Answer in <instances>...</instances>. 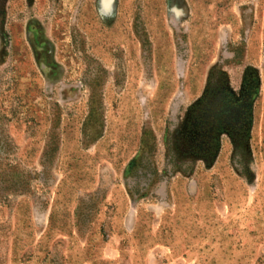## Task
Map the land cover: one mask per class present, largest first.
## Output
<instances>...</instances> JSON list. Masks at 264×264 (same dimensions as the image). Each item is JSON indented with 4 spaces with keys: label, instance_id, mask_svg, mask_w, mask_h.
<instances>
[{
    "label": "rangeland",
    "instance_id": "374dc122",
    "mask_svg": "<svg viewBox=\"0 0 264 264\" xmlns=\"http://www.w3.org/2000/svg\"><path fill=\"white\" fill-rule=\"evenodd\" d=\"M0 264H264V0H0Z\"/></svg>",
    "mask_w": 264,
    "mask_h": 264
},
{
    "label": "trees",
    "instance_id": "16d2710c",
    "mask_svg": "<svg viewBox=\"0 0 264 264\" xmlns=\"http://www.w3.org/2000/svg\"><path fill=\"white\" fill-rule=\"evenodd\" d=\"M193 116L195 117V126H193V128L191 129V132L195 130L193 133L194 136L199 137L198 139L203 143L209 141V139L212 140L210 141L208 146L211 145L212 147H215V139L217 133L216 125L218 124L219 120L222 122L224 121V119L226 118L225 114L220 113L219 106L215 104L211 106L209 104H203L195 111ZM229 132L237 142L240 136L243 137V131H237V133H235L234 129H231V131ZM201 145L204 146V144Z\"/></svg>",
    "mask_w": 264,
    "mask_h": 264
},
{
    "label": "flooded vegetation",
    "instance_id": "af4514ba",
    "mask_svg": "<svg viewBox=\"0 0 264 264\" xmlns=\"http://www.w3.org/2000/svg\"><path fill=\"white\" fill-rule=\"evenodd\" d=\"M206 102V101H205ZM203 104H206L207 105V103H203ZM203 104H201V105H203ZM200 105V106H201ZM199 106V107H200ZM198 107V108H199ZM197 108V109H198ZM196 109V110H197ZM195 110V111H196ZM220 110V109H219ZM195 111L193 112V114H191V118H190V121H189V124H188V129H187V135L186 136H188V140L190 141V142H194L195 144H198V145H201V144H203V142L202 141H200L198 138L199 137H197V136H194V131L195 130H193V132H191L192 130V128H193V126H195L194 124H195V117L193 116L194 115V113H195ZM222 126V121H218V124L216 125V130L218 131L219 129H220V127ZM189 129H190V131H189ZM185 136V137H186ZM217 137V136H216ZM194 138V139H193ZM199 140V141H198ZM216 140V139H215ZM205 143V142H204Z\"/></svg>",
    "mask_w": 264,
    "mask_h": 264
}]
</instances>
